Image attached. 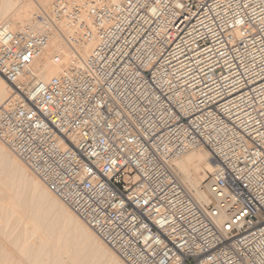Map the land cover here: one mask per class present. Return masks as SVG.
Listing matches in <instances>:
<instances>
[{
  "label": "built area",
  "instance_id": "obj_1",
  "mask_svg": "<svg viewBox=\"0 0 264 264\" xmlns=\"http://www.w3.org/2000/svg\"><path fill=\"white\" fill-rule=\"evenodd\" d=\"M86 14L88 57L40 80ZM0 74V142L128 264H264V0H55L0 27ZM200 146L206 203L171 168Z\"/></svg>",
  "mask_w": 264,
  "mask_h": 264
},
{
  "label": "bare ground",
  "instance_id": "obj_2",
  "mask_svg": "<svg viewBox=\"0 0 264 264\" xmlns=\"http://www.w3.org/2000/svg\"><path fill=\"white\" fill-rule=\"evenodd\" d=\"M54 1L0 0V27L15 31L31 24L39 12H50ZM84 17L83 25L65 18L54 23L47 48L30 67L40 80L48 81L88 57L96 38L92 17ZM12 95L11 85L0 74V105ZM215 165L200 146L176 158L171 168L193 200L206 203V171ZM28 169L0 142V264H98L94 261L99 256L109 264H128Z\"/></svg>",
  "mask_w": 264,
  "mask_h": 264
},
{
  "label": "rangeland",
  "instance_id": "obj_3",
  "mask_svg": "<svg viewBox=\"0 0 264 264\" xmlns=\"http://www.w3.org/2000/svg\"><path fill=\"white\" fill-rule=\"evenodd\" d=\"M29 170V169H28ZM30 171V170H29ZM209 174V172L208 171H206V175H208ZM208 181V178H207V180H206V182ZM201 188L202 189H205V186H204V183L201 185ZM100 258V256L97 258L96 257V259H98V260H95L94 262H96V261H98L97 263L98 264H109L108 262H107V260L103 257V259H102V261H101V259H99ZM95 259V258H94ZM100 260V261H99Z\"/></svg>",
  "mask_w": 264,
  "mask_h": 264
}]
</instances>
